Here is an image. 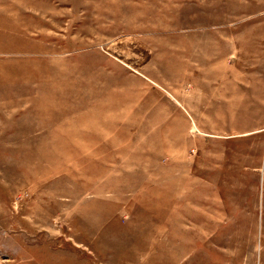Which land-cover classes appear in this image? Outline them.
<instances>
[{
  "label": "rangeland",
  "instance_id": "1",
  "mask_svg": "<svg viewBox=\"0 0 264 264\" xmlns=\"http://www.w3.org/2000/svg\"><path fill=\"white\" fill-rule=\"evenodd\" d=\"M0 264H264V0H0Z\"/></svg>",
  "mask_w": 264,
  "mask_h": 264
}]
</instances>
